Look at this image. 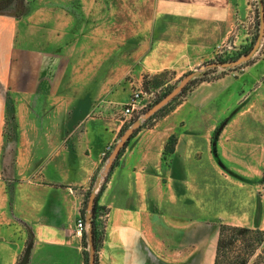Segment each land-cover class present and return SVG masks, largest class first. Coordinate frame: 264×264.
<instances>
[{
	"label": "crops",
	"instance_id": "1",
	"mask_svg": "<svg viewBox=\"0 0 264 264\" xmlns=\"http://www.w3.org/2000/svg\"><path fill=\"white\" fill-rule=\"evenodd\" d=\"M96 5L106 11L94 0H53L35 11L59 19ZM248 8V0L134 3L132 12L146 13V39L134 43L126 70L140 80L212 59L226 41L237 50L248 43ZM58 19L0 11V264H85L75 225L127 123L98 115L92 102L127 104L131 83L104 82L91 98L82 97L88 87L65 88L75 48L64 31L71 21ZM98 33L83 59L102 60L104 72L106 34ZM259 52L237 75L197 82L162 125L127 142L98 199L105 215L95 264H214L221 223L254 227L253 207L264 201V40ZM172 134L176 143L164 152Z\"/></svg>",
	"mask_w": 264,
	"mask_h": 264
},
{
	"label": "rangeland",
	"instance_id": "2",
	"mask_svg": "<svg viewBox=\"0 0 264 264\" xmlns=\"http://www.w3.org/2000/svg\"><path fill=\"white\" fill-rule=\"evenodd\" d=\"M11 1H10L11 2L10 6L8 7L9 9L7 10H12V9L16 10L19 16L22 15L32 16L34 21H38L40 17H43L47 19L46 20L47 23L54 21L56 22V20L58 19L57 16L55 17V14L50 11H45V12L35 11V8H38L43 5L45 6L47 5L48 7H50V4H52L53 0H11ZM94 2L106 5L107 7L106 11L99 10L98 5H96L94 6V10H92L89 13V15H87L88 13H83V12L56 13L57 15L59 14V19H58L59 22L68 23V20L71 21L70 24L66 25L64 31L68 29L69 47L75 48V54H74L75 58L73 60L74 68L72 70V73L65 78L64 81L65 88L66 85L68 84L69 87L68 89L71 90V88L74 87L75 94H77L82 91L83 87H88L87 89L89 90V92L87 93L85 91L82 97L88 96V98H91L95 96L97 87L100 84L102 85L104 82H106L107 86L113 85L114 82H116L117 84L131 83L132 90H134L135 88L142 90L146 105L143 109L135 112L133 114L132 119H130L125 125L127 124L131 125L134 120L138 118H142L144 113L156 102L161 100L169 91H171L178 84L179 80L187 73L197 70L202 66H204L206 63H210L213 61H229V60L237 59L239 56L237 58H233V59L231 58L234 57L236 54L240 53L246 47H248L251 43L250 42L244 44L242 47L240 46V48L237 47V50L231 49L220 56H216L214 54L213 58L209 60L208 59L195 60L192 62L190 67H186V68L183 67L177 70H168L156 75H147L141 78L140 80H138L126 69L131 64L130 55L131 52L134 51V47H135L134 43L138 42V45L141 46L142 45L141 42L146 39V32H144V29L142 27L145 25L146 22V13L141 11L138 13L137 12L134 13L131 11V7L134 8V3H139V4L146 3V0H94ZM248 5H249L248 14L245 22H243L242 25L244 23L245 25H247L248 21L253 20L255 37L252 39V42L254 43L258 33L257 0H248ZM85 19L88 20L87 26L78 27V24H80ZM100 21L105 22L104 27L101 28L98 27L99 23L97 22ZM89 22L90 25H92L91 28L89 27ZM134 22H135V29H134ZM99 31H101V35L103 31L106 34V39H105L106 43L104 46L106 47L107 52L105 54L106 59L104 60L106 63V69L104 72L102 71V60L100 61L101 66H98L97 64L98 61L96 59L95 60L83 59L85 55L84 50L86 48L88 47L93 48V43L97 46V42H98L97 37L99 35L98 33ZM102 44L103 43H101V47L103 46ZM259 49L255 53V55L248 61L249 63L250 61H252V59L258 60L262 58ZM119 63L122 64L124 70L123 69L120 70L119 68L115 69V64L118 65ZM247 64L242 63L239 66L231 67V68H207L205 70H202V74L204 72L207 73L204 76L207 79H214L226 73H236L237 75L241 71L240 68ZM84 68L86 70H84ZM85 71L86 72L90 71L91 74L87 75ZM99 71L100 74H98ZM196 83L197 82L195 81L191 84H188L186 90L190 89ZM178 101H179V97H177L169 106H167L163 111H161L157 116H155L153 120L151 119L148 120L147 122H144L145 120H143L142 121L143 127L140 130L144 128H151L156 123H160V125H162L161 124L162 117L167 115L178 104ZM94 103L92 102L93 109L95 106ZM9 114L10 115L8 119L12 121V115L11 113ZM171 136L175 138V143H176V139H177L176 135L172 134ZM111 150L106 155V160L102 165V169L104 168V165L107 161V158ZM101 171L98 173L96 180L98 179ZM100 214H101V218H99V220L103 221L102 216L104 214V211H101ZM249 219L250 220L248 221V223L254 224V227H249V228L264 232V201L263 200L259 199L256 201L253 207L252 215ZM230 225H235V224H230ZM236 226H242V225H236ZM259 253H260V248H258L252 256H250L247 264H264V253H261L260 256L257 257ZM227 255L229 256L227 260L228 262H230L233 259L234 255L233 254H227Z\"/></svg>",
	"mask_w": 264,
	"mask_h": 264
},
{
	"label": "trees",
	"instance_id": "3",
	"mask_svg": "<svg viewBox=\"0 0 264 264\" xmlns=\"http://www.w3.org/2000/svg\"><path fill=\"white\" fill-rule=\"evenodd\" d=\"M10 1L11 0H0V11H6L12 2ZM252 45H253V42H251L248 47L243 49L240 53L236 54L231 59L237 58L238 56L248 52L251 49ZM247 63L249 62L247 61L244 64H247ZM205 74L207 73L204 72L200 77L191 79L188 84H191L195 81L200 82L204 80H210L204 77ZM187 85L169 103L164 105L161 109L156 111L149 118L145 119L144 122H147L148 120H151V119L153 120L155 116H157L161 111H163L167 106H169L177 97H179L182 93L185 92ZM129 126L130 124L125 125L122 131H124V129ZM142 127H143V123L139 126V128L135 130V132L131 135L129 140L133 138V136H135L136 133ZM127 142L125 143V145L127 144ZM174 143H175V138L171 136L165 145L164 152L172 150L174 147ZM124 147L120 150V153L117 156V158L114 160L112 167L108 170L107 174L105 175L103 181L101 182L99 186L96 196H95V201H94V205L92 208L91 221L93 225V236H94V243H95L96 248H97L98 241L102 233L100 229L102 226V223L99 220L100 215H101L100 212L105 211V209H103L102 207L98 205V199H99L100 194L104 190L106 183L108 182V179L113 171V168L117 164L118 157L122 153ZM105 160H106V157H104L101 166L103 165ZM98 173L99 171L93 176L91 180L90 188L88 192L86 193L85 198L83 200L82 207L80 209V216L82 219L85 218L88 195L92 191V188L95 184ZM82 239H83L84 247H86L87 249V238H86L85 233H83ZM258 248H260V253L257 255V257H259L261 253H264V232L257 231L255 229H251L245 226H236V225L221 223L219 225V236H218L214 264H226V263L227 264H247L250 256H252ZM227 254L234 255L233 259L230 262H228L227 260L229 258ZM95 257H96V254H95ZM84 258H85V264H87V250L84 253Z\"/></svg>",
	"mask_w": 264,
	"mask_h": 264
},
{
	"label": "water",
	"instance_id": "4",
	"mask_svg": "<svg viewBox=\"0 0 264 264\" xmlns=\"http://www.w3.org/2000/svg\"><path fill=\"white\" fill-rule=\"evenodd\" d=\"M257 10H258V33L256 39L251 47V49L247 52L239 56L237 59L229 60V61H213L210 63H206L201 68L191 71L184 75L178 82V84L169 91L161 100L151 106L143 115L142 118H138L133 121V123L127 127L116 143L114 144L107 161L102 169L98 179L94 184V188L90 192L87 200L86 206V213H85V223H86V238H87V264H95L96 261V247L94 243V236H93V225L91 221L92 216V208L95 201L96 193L99 189L100 183L107 174L108 170L112 167L114 160L120 153V150L125 146V143L129 140L131 135L135 132L137 128L142 124V121L149 118L153 115L156 111L161 109L164 105L169 103L177 94H179L183 88L188 84V82L193 79L197 78L202 75V70L207 68H231L241 65L249 61L255 53L258 51L260 45L264 40V2L263 0H257Z\"/></svg>",
	"mask_w": 264,
	"mask_h": 264
},
{
	"label": "built area",
	"instance_id": "5",
	"mask_svg": "<svg viewBox=\"0 0 264 264\" xmlns=\"http://www.w3.org/2000/svg\"><path fill=\"white\" fill-rule=\"evenodd\" d=\"M244 34L246 42H252V39L255 37V29L253 20L248 21V24L244 27ZM234 48V45L230 41H226L221 43L215 47L214 54L216 56H220L223 53ZM146 105L144 101L142 90L135 88L131 92L130 100L127 104L121 103H113L106 100L99 101L94 111L98 115H102L103 113L107 114L109 117H113L116 119H120L124 122H128L132 119L133 114L141 109H143ZM111 147H107L106 152L110 151ZM260 194L264 195V186L260 189ZM103 214V220H104ZM101 218V217H100ZM86 223L84 219L80 218L77 220L75 225L74 234L77 236H81L86 231Z\"/></svg>",
	"mask_w": 264,
	"mask_h": 264
}]
</instances>
